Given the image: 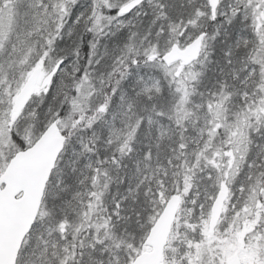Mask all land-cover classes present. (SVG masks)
I'll use <instances>...</instances> for the list:
<instances>
[{
    "label": "snow or ice",
    "instance_id": "obj_1",
    "mask_svg": "<svg viewBox=\"0 0 264 264\" xmlns=\"http://www.w3.org/2000/svg\"><path fill=\"white\" fill-rule=\"evenodd\" d=\"M0 264H264V0H0Z\"/></svg>",
    "mask_w": 264,
    "mask_h": 264
}]
</instances>
